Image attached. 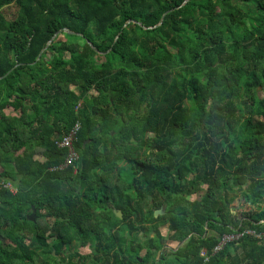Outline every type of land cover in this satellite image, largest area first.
Listing matches in <instances>:
<instances>
[{"label": "trees", "instance_id": "obj_1", "mask_svg": "<svg viewBox=\"0 0 264 264\" xmlns=\"http://www.w3.org/2000/svg\"><path fill=\"white\" fill-rule=\"evenodd\" d=\"M0 175V264H264V0H0Z\"/></svg>", "mask_w": 264, "mask_h": 264}, {"label": "built area", "instance_id": "obj_2", "mask_svg": "<svg viewBox=\"0 0 264 264\" xmlns=\"http://www.w3.org/2000/svg\"><path fill=\"white\" fill-rule=\"evenodd\" d=\"M81 123L78 121L76 122L70 131L63 136L60 140L57 141L59 147L66 148L68 150L67 156L62 164H60L57 168L63 169L67 166H74L75 163L79 159V153L74 148V141L76 139L77 133L80 130ZM0 186L4 188H8L9 190L15 192L16 188L13 186L12 182L9 180H5L0 175ZM263 222V220L261 221ZM253 236L256 237L260 244L264 245V231H255L252 229H243V230H235L234 233L225 234L220 237V241L218 244L213 248L212 253L215 254L218 251L222 250L227 244L233 242H239L245 236ZM200 255L209 260L210 255L206 249H202Z\"/></svg>", "mask_w": 264, "mask_h": 264}, {"label": "rangeland", "instance_id": "obj_3", "mask_svg": "<svg viewBox=\"0 0 264 264\" xmlns=\"http://www.w3.org/2000/svg\"><path fill=\"white\" fill-rule=\"evenodd\" d=\"M5 12L7 14H9V15H12L15 12V7H13V6L12 7H7V8H5ZM57 36H59L58 39H61V40H64L65 39L64 36H63V34L62 35L57 34L56 37ZM47 54L50 56V53H47ZM6 112L7 113L10 112L11 114H16V112L13 111L12 108H8L6 110ZM204 188H206V186H204ZM203 193H204V189L202 191H200L199 193H196V194L192 195L190 198L191 199H199L202 196ZM233 208H234V210L240 209L237 205H235ZM243 210H245V209H243ZM236 215L237 216H240V213L238 211H236ZM161 229H162L163 234H166L167 233V227H162ZM134 239H138V241L139 240L140 241H143V233L138 234L137 237L134 236ZM176 245H177V243H172V242L169 243V246H171V247H175ZM70 250L75 251L79 255H82V256L85 257V260H82L81 261L82 263L86 262V263L89 264L90 261H91V259L94 258V255H93L90 247L88 248V247H80V246L74 245V246H71L70 247ZM143 254H144V251L142 250L141 253H140V256L143 257ZM62 255L64 256V252L62 253Z\"/></svg>", "mask_w": 264, "mask_h": 264}, {"label": "crops", "instance_id": "obj_4", "mask_svg": "<svg viewBox=\"0 0 264 264\" xmlns=\"http://www.w3.org/2000/svg\"><path fill=\"white\" fill-rule=\"evenodd\" d=\"M13 110V109H12ZM14 111V110H13ZM16 112V111H15ZM10 113V112H9ZM236 202V203H235ZM235 205H237L240 209H237V210H234V212L236 213V211H238L239 213H240V216H241V213L242 212H244V211H247V210H249V209H253V207L250 205V203H247V202H245L244 201V199H242V198H237L234 202H233V204H232V206H235ZM243 209H245V210H243Z\"/></svg>", "mask_w": 264, "mask_h": 264}, {"label": "water", "instance_id": "obj_5", "mask_svg": "<svg viewBox=\"0 0 264 264\" xmlns=\"http://www.w3.org/2000/svg\"><path fill=\"white\" fill-rule=\"evenodd\" d=\"M65 31L66 32H70L67 28L65 29ZM60 32H62L61 30L60 31H58L57 33H55L54 34V36L52 37V39L50 40V42H49V44L52 42V40L56 37V35L58 34V33H60ZM43 52H44V50H42L41 51V53H40V56L43 54ZM39 56V57H40ZM85 145V144H84ZM165 207H162L161 209H158V210H156L155 211V216H158L159 214H164L165 213ZM122 213H121V211H119L118 212V215L120 216V217H122V215H121ZM1 240L3 241V243L5 242V239L4 238H1Z\"/></svg>", "mask_w": 264, "mask_h": 264}, {"label": "flooded vegetation", "instance_id": "obj_6", "mask_svg": "<svg viewBox=\"0 0 264 264\" xmlns=\"http://www.w3.org/2000/svg\"><path fill=\"white\" fill-rule=\"evenodd\" d=\"M122 215V214H121ZM121 218H123V215H122V217ZM143 224V223H142ZM142 233V232H141ZM86 247H88L89 248V246H86ZM90 249H91V247H90ZM69 251L67 250V247H65V254H67ZM75 252V251H74ZM55 253V252H54ZM65 258V261H64V264H67L68 263V257H66L65 255L63 256L62 254H61V257H59V259L61 260V258Z\"/></svg>", "mask_w": 264, "mask_h": 264}]
</instances>
